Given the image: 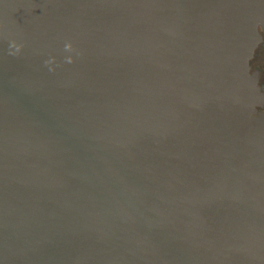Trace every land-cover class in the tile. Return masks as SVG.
<instances>
[{
  "label": "water",
  "instance_id": "1",
  "mask_svg": "<svg viewBox=\"0 0 264 264\" xmlns=\"http://www.w3.org/2000/svg\"><path fill=\"white\" fill-rule=\"evenodd\" d=\"M264 0H0V264H264Z\"/></svg>",
  "mask_w": 264,
  "mask_h": 264
},
{
  "label": "flooded vegetation",
  "instance_id": "2",
  "mask_svg": "<svg viewBox=\"0 0 264 264\" xmlns=\"http://www.w3.org/2000/svg\"><path fill=\"white\" fill-rule=\"evenodd\" d=\"M260 40L251 59L248 62L249 75L256 79V86L262 95V106L256 108V112H264V33L258 30Z\"/></svg>",
  "mask_w": 264,
  "mask_h": 264
}]
</instances>
